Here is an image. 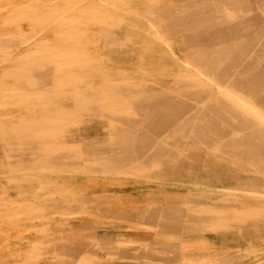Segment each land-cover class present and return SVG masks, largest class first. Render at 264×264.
<instances>
[{"label":"rangeland","instance_id":"1","mask_svg":"<svg viewBox=\"0 0 264 264\" xmlns=\"http://www.w3.org/2000/svg\"><path fill=\"white\" fill-rule=\"evenodd\" d=\"M0 264H264V0H0Z\"/></svg>","mask_w":264,"mask_h":264}]
</instances>
